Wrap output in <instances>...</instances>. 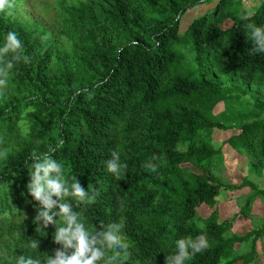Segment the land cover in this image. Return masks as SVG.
<instances>
[{
    "label": "trees",
    "instance_id": "16d2710c",
    "mask_svg": "<svg viewBox=\"0 0 264 264\" xmlns=\"http://www.w3.org/2000/svg\"><path fill=\"white\" fill-rule=\"evenodd\" d=\"M201 1L82 0L63 15L72 26L60 32L92 27L71 52L63 51L60 70L47 32L22 26L9 6L0 10V44L13 31L27 57L0 90V151L8 152L0 163V246H14L0 264H14L21 254L53 255L59 247L55 226L42 231L35 222L38 201L27 184L30 155L60 140L53 157L95 197L83 205L71 201L74 210L93 229L124 224L129 248L116 264H165L174 241L197 237L200 224L208 247L187 264L259 259L264 53L250 52L247 25H264V0L252 11L241 0H217L181 29L183 14ZM223 101L238 125L220 121L216 107ZM217 129L226 137L216 148ZM228 148L247 158L249 175L222 174ZM113 151L128 163L120 179L106 168ZM154 155L158 167L151 172L142 165ZM238 217L250 223L242 233L232 230ZM31 239L39 241L36 252L26 247Z\"/></svg>",
    "mask_w": 264,
    "mask_h": 264
},
{
    "label": "clouds",
    "instance_id": "9594fccd",
    "mask_svg": "<svg viewBox=\"0 0 264 264\" xmlns=\"http://www.w3.org/2000/svg\"><path fill=\"white\" fill-rule=\"evenodd\" d=\"M10 0H0V10L9 6ZM252 15L251 12L245 16ZM248 36L252 42L250 52L264 53V25H247ZM22 41L17 33L8 31L0 44V90L8 84V76L15 64L21 60L27 62V57L21 55ZM31 111V108L28 109ZM64 145L60 140L55 146H49L42 153L33 152L30 155V182L27 190L38 201L35 222L43 231L49 225L55 226L53 241L59 245L53 255L43 253L39 256L16 255L14 264H116L118 257L127 256L129 243L123 232L124 224L115 220L93 229L86 225L82 213L74 210L71 201L77 204H88L95 197L88 189L81 186L77 176H68L64 166L53 153L58 152ZM158 158L154 155L142 166L151 172H156ZM107 171L116 179L126 174L128 163L121 162V154L113 151L111 159L106 161ZM199 235L180 237L174 241L175 251L165 257V264H187L192 257L208 247L204 232L205 225L200 224ZM227 238V234H225ZM26 247L36 252L39 241L31 239Z\"/></svg>",
    "mask_w": 264,
    "mask_h": 264
},
{
    "label": "rangeland",
    "instance_id": "374dc122",
    "mask_svg": "<svg viewBox=\"0 0 264 264\" xmlns=\"http://www.w3.org/2000/svg\"><path fill=\"white\" fill-rule=\"evenodd\" d=\"M82 0H10L9 9L13 17L18 19L20 24L29 29H38L46 31L48 34V44L54 45V61L53 66L56 70H60V63L63 51L71 52L75 41L85 39L87 30L91 29V25L86 23L85 29L74 31L69 37L60 31L64 28L72 26V20H63V15L67 11L77 6ZM217 0H203L198 4L192 5L183 14L181 19V29L189 23L194 17L198 16L202 10H209ZM262 0H241L242 6L248 10H254ZM73 37V38H72ZM216 112L220 116V121L225 125H238L239 119L236 111L228 101L220 102L216 107ZM226 137L224 130H216L213 140L214 146L220 147ZM226 159L223 164L222 174L228 180H238L244 175H249L250 170L247 167V158L239 155L232 148L225 149ZM8 156V152L0 151V163L4 157ZM227 193H223L222 197L226 198ZM226 204V203H225ZM224 217H231L227 210ZM250 227V223L246 219L238 217L232 230L236 233H242ZM257 250L260 257L254 264H264V237L257 242ZM14 253V246H0V261L9 258ZM126 257H118L117 262H121Z\"/></svg>",
    "mask_w": 264,
    "mask_h": 264
}]
</instances>
